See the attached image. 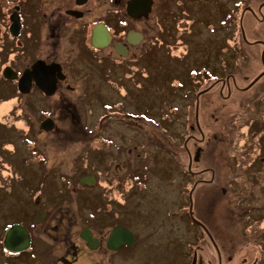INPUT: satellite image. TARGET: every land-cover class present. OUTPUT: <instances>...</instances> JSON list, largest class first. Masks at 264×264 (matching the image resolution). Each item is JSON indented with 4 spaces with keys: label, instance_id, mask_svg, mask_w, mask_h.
<instances>
[{
    "label": "rangeland",
    "instance_id": "rangeland-1",
    "mask_svg": "<svg viewBox=\"0 0 264 264\" xmlns=\"http://www.w3.org/2000/svg\"><path fill=\"white\" fill-rule=\"evenodd\" d=\"M263 5L264 0H156L150 16V31L152 35L155 34L153 30L156 32L157 17L166 13V32L152 39L145 47L144 56L135 61L132 69H96L82 74L70 71L74 88L69 90L62 87L49 100L36 88L30 93L18 94L11 81L0 78V150L6 152L10 163L17 169L16 175H27L30 181L23 180L24 190H16L14 183H9V186L4 185L6 189L0 191V237L9 215L13 219L21 217L26 220L35 209L31 197H38V184L35 182L44 164H25L26 155L31 150L26 148L24 142L35 139L36 145H39L43 136L39 132V123L47 114L56 121L55 131L44 138L49 144L45 146L49 156L47 165L54 166L56 174L45 186L41 200L47 197L48 201L49 193L53 191L55 214L58 213V205L64 210L68 209L67 224L73 226L64 238L56 237L54 251L58 253L63 245L69 243H80L78 233L84 225H97L96 228L100 229L119 221V224L132 229L138 240L135 247H124L115 253V258L130 257L131 262L136 264H185L188 242L199 231L184 213L187 208L181 209L178 203L179 194L186 193L179 190L182 187L180 183L187 187V192L192 187L184 172L189 162L184 140L185 134H189V125L194 124L197 101L189 90L206 84L208 78L212 77L210 70H214L220 55L230 58V66L221 74H234L238 84L246 82L243 75L254 76L264 69L261 55L264 44L253 43L255 40L264 43ZM2 17L0 11V37L4 34ZM138 24L143 26V23ZM241 24L250 43L243 40ZM228 36L229 40L226 39ZM2 71L0 69V74ZM234 80L233 77L230 79L231 96L225 101L216 95L219 84L200 97L199 121L207 137L217 131L221 136L224 134L225 117L217 110H238L252 92L263 89L264 85L263 78L250 90L239 92ZM118 96L120 106L117 104L108 108L105 105V101L113 102ZM213 97L218 102H211ZM212 109H215L216 115L221 114L218 122L210 118L214 111ZM241 113L240 116L247 118L245 112ZM83 126L92 134L83 132ZM234 130L237 133L229 134L228 138L232 140L229 144L215 142L219 153L212 145L205 148L201 164L218 162L223 167L226 156H229L231 163L238 161L241 143H238L237 129ZM99 135L104 136V141L87 146L90 142L98 141V138L89 140L92 138L90 136ZM86 141L89 142L86 143L87 147L84 146ZM43 147L40 146L42 152ZM190 149L193 154L195 150L191 146ZM77 152L81 160L74 169L72 158ZM79 169L105 177L95 189L100 193V198L97 202L94 200L92 206L94 212L96 208L100 210L94 224L86 219L87 215L91 219V210L80 208L76 191H70L71 183L68 184L61 176L62 172L68 173L75 179L79 175L75 171ZM4 172L2 178L14 176L13 169L4 168ZM113 172L121 173L116 184L111 182ZM230 177H235L230 180L235 192L252 189L251 197L263 196V186L253 180L254 176L250 178L246 175L245 170L241 169L236 175L230 170ZM141 185L145 186L144 190ZM203 193L204 200H209L208 191ZM139 195L143 196L139 198ZM227 202L225 197L221 202L207 201L206 209L209 212L206 215H212L221 222L227 217L225 211L231 215L240 213L241 209L233 206L234 200L229 208ZM258 202L251 200L250 204L257 205ZM221 203L224 207H220ZM214 205L216 211L211 208ZM18 206V210H22L21 215L8 212ZM234 221L237 226L240 225L239 219L234 218ZM262 223L264 226V221ZM259 229L264 232V227ZM240 238L239 242L245 245H239L235 250L236 259L247 256L248 262L253 263L255 257L260 256L258 264H264V243L242 234ZM250 242L251 245H247ZM36 243L38 247L43 246L39 240ZM30 254H18L19 264H41V251H34L35 256ZM87 257L93 258V255ZM0 264H11L7 262L1 247Z\"/></svg>",
    "mask_w": 264,
    "mask_h": 264
},
{
    "label": "flooded vegetation",
    "instance_id": "flooded-vegetation-1",
    "mask_svg": "<svg viewBox=\"0 0 264 264\" xmlns=\"http://www.w3.org/2000/svg\"><path fill=\"white\" fill-rule=\"evenodd\" d=\"M127 5L128 0H0V11L4 22V34L0 37V69L4 71L5 68H10L16 71L18 75L17 78H7L2 71L0 78L11 81L18 94H27L33 88H36L47 97L45 98L46 100H49L62 87H66L69 90L74 88L71 84L74 80H72L70 71L82 74L88 72V70L94 71L96 69H132L135 66V61L144 56L145 47H148L152 39L166 32V21L168 19L166 13L158 16L156 32L153 30L155 34L152 35L150 31V16L154 11L156 0H154L150 12L137 17L128 12ZM138 23H143V26ZM99 25L101 27L104 26L105 31L98 45L93 41V32ZM242 27L241 24V31ZM132 32H135L136 35H132ZM225 32L229 34L227 31ZM228 38L229 36L226 37L227 40H229ZM253 43L264 44L262 40H255ZM118 46L120 49H118ZM54 63L60 64L64 77H58L57 87L53 94H47L39 87L35 79H33L29 92L19 90L18 82L26 69H33L35 64H38L40 69L44 64L51 65ZM216 63L213 67L214 70H210L212 77L208 78L206 84L201 88L189 90V94L194 95L197 101L195 104L194 124L191 123V126L189 125L187 130L189 134H185L184 140V147L189 155V162L184 172L189 177L187 182H191L192 187L187 192V187H183V184L180 183L182 187L179 190L186 193L179 194L180 200H178V203H180L181 209L187 208L184 213H187L199 231L188 242L185 264H258L260 256H256L253 263H251L248 262L247 256L236 259L235 250H237L239 245H245L244 242H239L241 234L244 237H248V239H257L264 243V232L259 229L264 227L262 226L264 221V194L261 198H256L251 197L252 189L247 192L245 189H242L240 193L235 192L230 186V180L235 178L230 177V170H233L234 175H236L243 169L250 178L254 176L253 180L263 186L262 191L264 193V85L263 89H257L252 92L248 100L241 104L238 110L228 111L224 110V108L222 110L217 108L220 110L218 111L216 109L218 113H222V117H225L223 121L224 134L222 136L217 131L214 134L210 133V136L207 137L205 129L200 125L198 107L201 95L218 84L220 88L216 95L223 101L229 98L231 96L230 79L232 77L235 79L234 86L239 92L250 90L264 78V69H260L254 76L243 75L242 77L246 82L238 84L234 74H221L222 71L225 72L230 66V58L220 55ZM118 98L119 96L116 100L109 103L105 101V105L109 106L108 108H112L117 104L120 106L121 101H118ZM59 100L64 102L62 97H59ZM217 100L216 97H213L211 102ZM212 111L210 118L213 119V122H218L221 114L216 115L215 109H212ZM241 112H245L247 118L240 116ZM48 117L52 118L45 114L39 123V132L43 135L40 142L38 139L39 145H36L35 139H27L24 142L27 146L25 147L31 150L29 155H26L25 164L33 166L42 162L44 167L35 182L38 184V189L36 190L38 197L36 195L31 197V203L34 204L35 209L31 212L29 218L24 220L21 217L13 219L11 215L6 216L3 234L0 237V247L5 253L7 262L19 264V258L16 257L18 254L31 253L30 255L35 256L33 254L34 251H41L42 258L39 260L41 264H46V261L50 259L48 264L62 263L61 257H66L70 264H136L131 262L130 257L119 260L114 256L115 253L124 247H135L138 240L135 232L129 227L119 224V221H114L100 229L96 228L97 225H84L78 233L80 243H69V245H63L58 250V253L54 251L56 237L64 238L65 234L69 233L73 226L67 224L69 223L68 209L64 210L61 205H58V213L55 214L56 204L53 191L49 193L48 201L47 197L44 201L41 200V194L44 192L45 186L52 181L51 176L56 174L54 166L50 167L47 165L49 156L45 146L49 144L44 140L48 133L55 131L56 121L52 118L55 122V127L52 130L41 128V123ZM239 117L241 118V123H239ZM83 128V132L92 134V131H88L84 126ZM234 129H237L238 143H241V147L238 149V161L231 163L229 156H226V161L222 162L223 167H220L218 162H203L201 164V155L205 148L212 145L216 153H219L215 142L229 144L232 140L228 136L230 137V135H236L237 133ZM90 137L92 138L89 140L98 138L96 143L105 139L104 136L100 135ZM86 143L87 141L84 146L89 142ZM91 145L92 142L87 146L92 147ZM182 145L181 143L180 147ZM189 145L193 147V151L195 150L193 154ZM40 146H44L43 152ZM198 150H200L199 160H195ZM5 153L4 150H0V191L6 189L4 185L9 186V183H14L16 190H24L23 180L30 182L28 181V176L16 175L17 169L10 163ZM79 155L77 152L72 158L74 169L81 160ZM233 156L236 157V155ZM114 163L115 161L112 163L111 170ZM4 168L13 169L14 176L12 174L9 175V178H2L5 175ZM75 172L79 174L76 175L75 179H72V175L68 173L62 172L61 176L68 184L71 183L70 191H76L75 195L80 199V208H89L91 210V219L88 218V215L86 219L90 224H94L100 210L96 208V212H94L95 209L92 206L94 200L97 202V199L100 198V193L95 189L99 186V182L100 184L103 183L102 180L105 177L104 175L99 177L97 173L83 171L82 169ZM84 175L95 176V183L92 185L81 184L80 178ZM120 176L121 173L113 172L111 182L116 184ZM3 180L6 182H3ZM141 188L144 190L145 186L141 185ZM206 190L209 197V200L206 199L207 201L211 200L213 203L217 200V202H221L223 197H225L228 200L227 207L229 208V205L234 200L233 206L237 210L240 208V213L231 215V213L228 214L225 211L227 217L222 219L221 222L214 219L212 215L207 216L206 214L209 211L206 209V205L208 204L204 200L205 192L203 193ZM142 196L139 195L138 197L141 198ZM251 200H259V202L257 205H252L250 204ZM220 207H224V205L221 203ZM211 208L216 211L215 205L211 206ZM18 209L19 206L10 209L8 212H13V214L19 216L22 210ZM257 211L259 213L256 214L255 212ZM234 218L240 220V225H236ZM15 224L26 228L30 236V244L26 249L14 252L7 248L5 235L7 230ZM117 225L132 231L134 238L130 244L125 243L117 248H110L108 239L112 229ZM87 227L92 230L96 239L95 249L89 248L86 240L81 236V231ZM105 229L106 231H104ZM249 233L250 235H248ZM256 233L257 235H255ZM21 240L22 236L17 243H20ZM37 240L43 246H36ZM247 245H251V242L247 243ZM260 246L263 248L261 244ZM87 255L91 257L93 255V258H89Z\"/></svg>",
    "mask_w": 264,
    "mask_h": 264
},
{
    "label": "water",
    "instance_id": "water-1",
    "mask_svg": "<svg viewBox=\"0 0 264 264\" xmlns=\"http://www.w3.org/2000/svg\"><path fill=\"white\" fill-rule=\"evenodd\" d=\"M154 0H128L127 10L128 12L137 17L141 14H147L152 10ZM105 28L101 25L97 26L93 32V41L96 44H100L102 40V35L104 34ZM106 33V32H105ZM243 38L247 40L244 28L242 27ZM132 35H136L135 32H132ZM138 35V34H137ZM130 34V38H131ZM141 37V35H139ZM118 49L119 46H118ZM262 62L264 64V52L262 53ZM43 63V62H42ZM4 76L7 78H17V72L10 68H5ZM58 77H64L61 66L58 63L51 65L41 66L39 69L38 64L33 66V69H26L23 75L20 77L18 82L19 90L22 92H29L33 79L36 80L37 84L41 89H43L47 94H53L57 87ZM55 127V122L52 118L48 117L41 123V128L46 130H52ZM200 150L196 152L195 160H199ZM95 176L93 175H84L80 178V183L94 184ZM22 236L20 243H17L19 238ZM81 236L86 240V244L89 248H96V239L93 236V232L90 228H84L81 231ZM134 235L132 231L124 228L121 225L115 226L109 236L108 245L110 248H117L122 244H130L133 241ZM5 243L9 250L11 251H21L28 247L30 244V236L28 231L24 226L15 224L10 227L5 235ZM19 244V245H18ZM61 262H56L54 264H70V261L66 257L60 258Z\"/></svg>",
    "mask_w": 264,
    "mask_h": 264
},
{
    "label": "trees",
    "instance_id": "trees-1",
    "mask_svg": "<svg viewBox=\"0 0 264 264\" xmlns=\"http://www.w3.org/2000/svg\"><path fill=\"white\" fill-rule=\"evenodd\" d=\"M94 145H96V142H95V143H93L91 146H94Z\"/></svg>",
    "mask_w": 264,
    "mask_h": 264
}]
</instances>
